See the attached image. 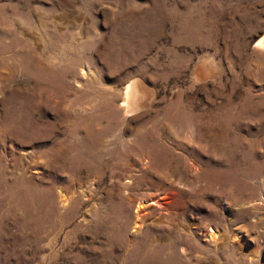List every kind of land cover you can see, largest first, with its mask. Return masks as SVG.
Listing matches in <instances>:
<instances>
[{
  "label": "rangeland",
  "instance_id": "1",
  "mask_svg": "<svg viewBox=\"0 0 264 264\" xmlns=\"http://www.w3.org/2000/svg\"><path fill=\"white\" fill-rule=\"evenodd\" d=\"M263 41L264 0H0V264H264ZM104 127L95 169L62 159Z\"/></svg>",
  "mask_w": 264,
  "mask_h": 264
},
{
  "label": "bare ground",
  "instance_id": "2",
  "mask_svg": "<svg viewBox=\"0 0 264 264\" xmlns=\"http://www.w3.org/2000/svg\"><path fill=\"white\" fill-rule=\"evenodd\" d=\"M17 40V39H16ZM15 42V41H14ZM262 42V41H261ZM259 43V42H258ZM259 44H261V43H259ZM14 45H15V43H14ZM262 45H264V41H263V43H262ZM21 46V45H20ZM24 47V46H23ZM12 48V47H11ZM7 51V50H6ZM13 51V50H12ZM15 51V50H14ZM31 51V50H30ZM28 52V51H27ZM43 53V52H42ZM44 54V53H43ZM42 54V55H43ZM25 55V54H24ZM13 56V55H12ZM22 57H24V56H22ZM45 57V56H44ZM25 58V57H24ZM29 58V57H28ZM41 57L39 56V57H37L36 58V60H34V62H32V64L31 65H29V64H27V63H29V62H26V60H24L23 58H22V61H24L23 62V64L21 65V68H23L24 67V71L26 72V73H31V76H32V79H33V81H35V83H36V86H37V91L34 93V95L35 94H37L36 95V97L38 98V97H40V95L42 96V99L40 98V100H42L41 102H43V101H45L46 99H48V101L49 102H52L53 104L54 103H57V98H58V96H57V94H58V92H57V85L59 84L58 83V75L59 74H57V72H58V70H56L57 68H55V67H53L54 65H52V64H54V62H52V63H49L48 61H43V59H40ZM45 59H46V57H45ZM44 59V60H45ZM48 59V58H47ZM3 60V59H2ZM54 60V59H53ZM21 61V62H22ZM32 61V60H31ZM50 61V60H49ZM31 63V62H30ZM20 65V64H19ZM31 66V67H30ZM14 68L16 69L17 68V65H16V67L14 66ZM18 70V69H17ZM62 70V69H61ZM65 70V69H64ZM22 71V70H21ZM16 72V71H15ZM23 73V72H22ZM61 73V72H60ZM28 74L27 75H25V73H24V75L26 76V78H27V76H28ZM13 75H11V77H12ZM60 76V75H59ZM64 76V75H63ZM60 77H62V75L60 76ZM29 79H31V78H29ZM60 80L61 79H59V82H60ZM35 86V87H36ZM34 88V87H33ZM140 87H139V83L138 82H135L134 81V83H132V82H130L128 85H127V88H126V91H125V93H124V95H123V101H122V107L124 108V110L125 111H131L132 110V108L135 106V107H138V106H140V99H139V96H138V94H139V91H140V89H139ZM6 89V88H5ZM73 90V89H72ZM43 91H46L47 92V94L46 95H44L43 96V94H42V92ZM143 91V90H142ZM18 92V91H17ZM17 92L16 91H14L13 93H12V100H11V106L9 105V103H8V101H9V99H8V101H7V103H8V106L9 107H11L10 108V110H8V111H10L9 113H8V117H9V119L10 120H12V123L13 122H18V123H20L22 126H23V129L24 128H29V126H33L32 128L33 129H31L32 130V136H33V134H34V136L37 138V136H39V133H41V129H40V124L38 123V122H36L34 119H33V117H32V115H30L29 114V111H28V109L31 107V97L33 98V96L31 95V93H29V92H26V95L24 96V94L25 93H23V94H20V93H18V95H17ZM68 92V91H67ZM31 96H29V95ZM85 94V93H84ZM79 95H81V94H79ZM11 97V96H10ZM86 97V96H85ZM106 97V96H105ZM75 99V98H74ZM38 100V99H37ZM39 101V100H38ZM143 101V100H142ZM77 102V101H76ZM85 102V101H84ZM96 102H98V101H96ZM33 104V103H32ZM77 104V103H76ZM88 104V103H87ZM104 104V103H103ZM142 104V103H141ZM37 105H38V103H37ZM72 105H73V103H72ZM121 105V104H120ZM50 106V105H49ZM113 106V105H112ZM36 107V106H35ZM47 108H48V106H46ZM86 107V106H85ZM90 107V106H89ZM134 107V108H135ZM60 108V107H59ZM9 109V108H8ZM116 109V108H115ZM52 110V109H51ZM66 110V109H65ZM106 110V109H105ZM114 110V109H113ZM112 110V111H113ZM134 110V109H133ZM135 110H136V108H135ZM40 111L41 112H46L47 111V109H45V107L44 106H41L40 107ZM111 111V112H112ZM117 111V110H116ZM116 111H114V112H116ZM38 112V111H37ZM133 112V111H132ZM31 113V112H30ZM34 113V112H33ZM105 113V112H104ZM119 113V112H118ZM126 113V112H125ZM45 114V113H44ZM50 114V113H49ZM56 114H57V112H56ZM117 114V113H116ZM128 114H130V113H128ZM46 115H48V114H46ZM54 115V114H53ZM81 115V114H80ZM104 115V114H103ZM113 115V114H112ZM35 116V115H34ZM42 116H44V115H42ZM87 116V115H86ZM94 116V115H93ZM101 116V115H100ZM7 117V118H8ZM55 117V116H54ZM57 117V116H56ZM80 117V116H79ZM102 117V116H101ZM101 117H98V118H101ZM105 117V116H104ZM113 117V116H112ZM111 117V118H112ZM23 118L24 119H27V123L25 122V121H23ZM53 118V117H52ZM68 118V117H67ZM71 118V117H70ZM82 118V117H81ZM88 118V117H87ZM94 118V117H93ZM98 118H96V120H98ZM113 118H115V117H113ZM45 119V118H44ZM102 119H104V118H102ZM101 119V120H102ZM116 119V118H115ZM114 119V120H115ZM120 119V118H119ZM8 120V119H7ZM37 120V119H36ZM51 120V119H50ZM49 120V121H50ZM56 120V119H55ZM69 120V119H68ZM90 120V119H89ZM93 120V119H92ZM118 120V119H117ZM116 120V121H117ZM99 121V120H98ZM97 121V122H98ZM79 122V121H78ZM118 122V121H117ZM120 122H122L121 120H120ZM26 123V124H25ZM100 123V122H99ZM89 124V123H88ZM12 125V124H11ZM96 125V124H95ZM118 125V124H117ZM13 126V125H12ZM17 126H18V124H17ZM56 126V125H55ZM74 126V125H73ZM78 126V125H77ZM88 126V125H87ZM19 127V126H18ZM17 127V128H18ZM76 127V126H75ZM82 127V126H81ZM21 128V127H20ZM58 128V127H57ZM71 128V127H70ZM74 128V127H73ZM72 128V129H73ZM76 128H79V127H76ZM16 129V128H15ZM22 129V128H21ZM22 129V130H23ZM22 130H20V131H18V132H22ZM79 130H81L80 128H79ZM84 130H86V129H84ZM92 130V129H91ZM90 129H88V130H86L88 133H87V137H85L83 140H81V141H77V137H78V135L81 133L80 131V133H78V132H76V134H74V136H73V138H72V140L68 143V145H69V153H66L63 157H62V159L63 160H65L66 162H68V161H71L72 163H74V164H76V163H82L83 165H85L86 166V169L87 170H89V168L90 167H94L95 166V164L99 161V158H100V148L101 147H104V149L106 150L109 146H107L106 145V143L105 142H103V138H102V136H104L105 135V133H106V131L108 132L109 130H107V128L106 127H104L103 129L101 128L100 130H93V131H91ZM27 131H28V129H27ZM14 132V131H13ZM17 132V131H16ZM18 132H17V134H18ZM23 132H25L26 133V131L24 130ZM22 132V133H23ZM56 132V131H55ZM110 132V131H109ZM108 132V133H109ZM15 133V132H14ZM72 133V132H71ZM49 134V133H48ZM19 135V134H18ZM27 135H28V133H27ZM26 135V136H27ZM140 135V134H139ZM20 136V135H19ZM70 136V135H69ZM106 136V135H105ZM141 136V135H140ZM139 136V137H140ZM25 137V136H24ZM30 137V136H29ZM28 137V138H29ZM35 137H33V139L35 138ZM88 137L90 138L89 140H88ZM142 137V136H141ZM140 137V139L141 140H143L144 138H141ZM17 138H18V136H17ZM21 138H23V137H21L20 136V139ZM25 138H27V137H25ZM27 138V139H28ZM79 138V137H78ZM106 138V137H105ZM146 138H148V136L146 137ZM65 139V138H64ZM82 139V138H81ZM149 139V138H148ZM80 140V139H79ZM125 140V139H124ZM24 141V140H23ZM27 141V140H26ZM25 141V142H26ZM116 141V140H115ZM133 141V140H132ZM134 143V142H133ZM111 145V144H110ZM152 145H153V143H152ZM107 146V147H106ZM114 146V145H113ZM154 146H155V143H154ZM148 148L150 147V146H147ZM155 147H158L157 145L155 146ZM155 147H153V148H155ZM64 149V148H63ZM158 149V148H157ZM152 150H154V149H151V151ZM155 150H156V148H155ZM61 151V150H60ZM124 151V150H123ZM126 151H127V149H126ZM130 152H132V151H130ZM154 152V151H153ZM152 152V153H153ZM168 152H169V150L166 148L165 149V151H163L161 154H163V153H165V154H168ZM57 153V152H56ZM116 153H118V152H116ZM133 153V152H132ZM130 154V155H135V154ZM147 153H150V152H148V150H147ZM146 153V154H147ZM158 153H160V151L158 152ZM113 154V153H112ZM123 154H124V156H125V154L126 153H124L123 152ZM122 154V155H123ZM129 154V153H128ZM137 154V153H136ZM157 154V153H156ZM59 155V154H58ZM115 155V154H114ZM130 155L128 156V157H130ZM138 155V154H137ZM136 155V156H137ZM144 155V154H143ZM154 155V154H153ZM164 155V154H163ZM163 155H161L162 157H163ZM113 156V155H112ZM136 156H133V157H136ZM145 156V155H144ZM147 156V155H146ZM149 156V155H148ZM152 156V155H151ZM159 156V155H158ZM126 157V156H125ZM132 157V156H131ZM138 157V156H137ZM139 157H141V156H139ZM150 157V156H149ZM115 158V157H114ZM122 158H124L123 156H122ZM158 158V157H157ZM161 158V157H160ZM165 158V157H164ZM95 159H97L98 161L94 164V162H91L92 160H95ZM135 159H137V158H135ZM111 160H113V159H111ZM150 161V160H149ZM99 163V162H98ZM168 163V162H167ZM81 164V165H82ZM100 167V166H99ZM92 169H95V167L94 168H92ZM98 169H101V168H98ZM91 170V169H90ZM177 171H178V169H176ZM176 170H175V173H176ZM95 171V170H94ZM98 171V170H97ZM172 174H174V173H172ZM28 192V191H27ZM36 193V192H35ZM29 194V193H28ZM143 201V200H142ZM65 202V201H64ZM142 205V204H141ZM140 206V205H139ZM148 206V205H147ZM141 207V206H140ZM139 207V208H140ZM142 209V208H141ZM216 233H215V231H212V236L213 237H215L216 235H215Z\"/></svg>",
  "mask_w": 264,
  "mask_h": 264
}]
</instances>
